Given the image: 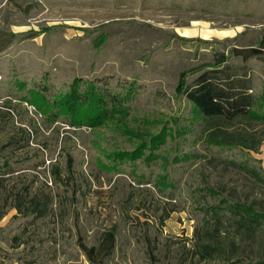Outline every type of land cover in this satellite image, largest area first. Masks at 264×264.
Here are the masks:
<instances>
[{"label":"rangeland","instance_id":"374dc122","mask_svg":"<svg viewBox=\"0 0 264 264\" xmlns=\"http://www.w3.org/2000/svg\"><path fill=\"white\" fill-rule=\"evenodd\" d=\"M225 33L230 41L215 37ZM263 36L264 0H0V108L10 102L7 130H32L23 150L0 153L15 171L0 198L36 175L56 194L44 219L13 209L0 219V264H177V239L190 246L201 206L216 201L207 187L264 210V146L206 144L202 119L176 90L227 57L250 64L259 87L258 53L232 56L237 46L263 49ZM76 78L123 96L125 107L93 128L39 114L33 89L52 100ZM152 136L163 138L154 150ZM142 141V157L115 158ZM172 207L159 231L156 218ZM242 246L245 263L264 254V230Z\"/></svg>","mask_w":264,"mask_h":264},{"label":"trees","instance_id":"16d2710c","mask_svg":"<svg viewBox=\"0 0 264 264\" xmlns=\"http://www.w3.org/2000/svg\"><path fill=\"white\" fill-rule=\"evenodd\" d=\"M261 48L264 49V41ZM82 82L80 78L74 79L65 93L52 100L45 96L44 91L33 89L34 99L37 96L44 106L38 108L39 114L52 116L51 122L56 121L59 115H64L69 119V122H65L69 126L93 128L113 116V112L122 111L125 107L123 96L111 93L104 86L100 88L91 81H84L86 86L81 89ZM176 90L202 119L206 144L236 146L252 151H258L264 146V81L259 87L254 84L250 64L231 60L207 66L188 82L183 79ZM13 117L7 100L0 108V132L7 134L4 144H0V153H15L30 143L31 129L14 125L6 129L7 120ZM156 139L160 141L163 138L152 136V142L148 143L149 149L157 147L152 145ZM146 147V142L142 141L131 152L119 151L114 156L120 162H132L142 157ZM14 172L9 163L4 162L0 166V182L12 177ZM259 180L264 183L263 178ZM38 181L36 175L19 186H12L5 197L0 198V219L9 209L15 210L22 217H31L34 221L52 215L56 194L45 181L40 186L36 185ZM205 190L216 197V201L201 206L203 224L199 229L195 226L190 246H187L188 240L177 239L182 240L177 247V264H264L263 253L245 263L242 246L244 242L256 239L258 233L264 230V210L256 208L254 204L218 195L219 192L213 188L207 187ZM173 211V207L163 210L156 218L159 231ZM21 244L18 237L14 236L10 247L18 248ZM171 249L170 245L165 248V254H169Z\"/></svg>","mask_w":264,"mask_h":264},{"label":"crops","instance_id":"0c3cea01","mask_svg":"<svg viewBox=\"0 0 264 264\" xmlns=\"http://www.w3.org/2000/svg\"><path fill=\"white\" fill-rule=\"evenodd\" d=\"M206 35H207V37L209 36V34H204V36H200V38L201 39H204V41H206L205 40L207 38ZM229 36H231V35L230 34H226V33L225 34H222V35H219V36L218 35H215L216 38H220V37L221 38H224V37H229ZM224 39L228 40L227 38H224ZM234 48H236V50L233 52L235 54H233L232 57L239 56V57H242L244 59V58H249V57L253 56L252 55L253 53H258V55L260 56V58L264 61V50L263 49H258V48H253V47H238V46L237 47H234ZM228 58L229 57H227L226 60L221 61L219 64H221L222 62H227L228 61ZM110 235L111 234L108 233V232L105 234V239L107 241L110 240V238H111Z\"/></svg>","mask_w":264,"mask_h":264}]
</instances>
